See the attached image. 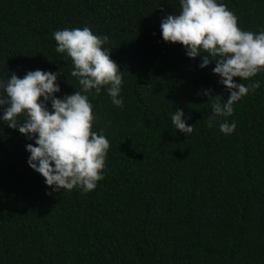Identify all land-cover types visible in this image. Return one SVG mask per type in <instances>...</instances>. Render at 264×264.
<instances>
[{
    "label": "trees",
    "instance_id": "16d2710c",
    "mask_svg": "<svg viewBox=\"0 0 264 264\" xmlns=\"http://www.w3.org/2000/svg\"><path fill=\"white\" fill-rule=\"evenodd\" d=\"M220 2L242 29L264 28V0ZM179 10L180 0H0V79L51 70L57 96L75 92L52 32L87 25L108 37L124 102L106 86L89 96L92 130L109 149L87 192L52 191L26 162L34 141L0 121V264H264V71L242 80L261 84L209 126L211 103L229 92L215 61L201 68L163 40L161 18ZM205 88L212 97L198 94ZM176 107L191 133L174 129ZM224 119L236 122L231 134L219 130Z\"/></svg>",
    "mask_w": 264,
    "mask_h": 264
},
{
    "label": "clouds",
    "instance_id": "9594fccd",
    "mask_svg": "<svg viewBox=\"0 0 264 264\" xmlns=\"http://www.w3.org/2000/svg\"><path fill=\"white\" fill-rule=\"evenodd\" d=\"M160 29L164 41L181 43L190 58L200 56L199 67L215 61L212 72L219 75V83L226 86L229 95L223 102L216 99L211 103L209 126L218 117L231 116L234 103L260 87V80L241 81L264 71V28L256 32L242 29L234 12L220 0H180L179 12L163 16ZM52 36L56 52H66L71 58L70 74L77 77L80 87L57 96L60 85L56 71L37 68L23 76L12 71L6 80L0 79V121L34 141L25 144L29 153L26 162L52 191L78 187L87 192L103 177L109 149L103 132L92 130L89 96L106 86L111 102L123 107V71L110 58V49L103 47L108 37L94 33L87 25L57 29ZM198 94L213 96L208 88ZM170 118L174 129L192 132L183 109L176 107ZM235 127V120L219 122V130L226 135Z\"/></svg>",
    "mask_w": 264,
    "mask_h": 264
}]
</instances>
